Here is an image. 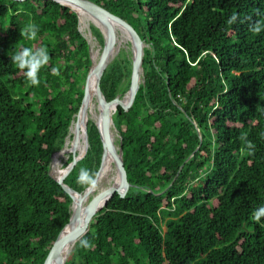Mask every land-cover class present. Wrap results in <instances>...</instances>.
I'll use <instances>...</instances> for the list:
<instances>
[{
	"label": "trees",
	"instance_id": "obj_1",
	"mask_svg": "<svg viewBox=\"0 0 264 264\" xmlns=\"http://www.w3.org/2000/svg\"><path fill=\"white\" fill-rule=\"evenodd\" d=\"M91 1L147 44L144 82L127 111L109 112L130 185L89 221L65 264H264V216L254 219L264 208V0ZM30 25L35 40L23 35ZM77 26L52 0H0V264H42L69 221L71 199L48 168L66 154L58 150L91 66ZM23 47L49 52L39 85L11 59ZM130 66L115 58L104 70L107 101L127 91ZM87 123V153L63 177L77 192L87 187L80 168L96 173L102 153Z\"/></svg>",
	"mask_w": 264,
	"mask_h": 264
},
{
	"label": "water",
	"instance_id": "obj_2",
	"mask_svg": "<svg viewBox=\"0 0 264 264\" xmlns=\"http://www.w3.org/2000/svg\"><path fill=\"white\" fill-rule=\"evenodd\" d=\"M14 1H24V0H14ZM58 4L69 8L73 11L78 19V30L82 36L86 39L88 43V53L91 60V66L86 74L85 82L83 86V96L80 101L79 107L74 118L71 120L68 127V132L64 138L62 150L66 144V140L70 132H72L71 144H70V155L72 159L63 167H60V173L55 175L51 172V159L49 163L48 173L49 175L61 186V188L68 194L71 199L69 206L70 217L68 223L61 229L58 233L53 245L49 249L42 264H65L69 255L71 254L74 244L77 241L79 234L86 227L89 221L104 207L106 206L108 200L117 193L119 196H123L127 187L130 185L127 181V174L124 168L123 156L121 142L116 144L113 140L112 134L110 132V126L113 131H117L115 128L113 117L109 115V112L117 111L118 108L127 111L134 99L135 95L139 89L140 84L144 82V71L142 67L144 49L147 44L140 38L136 30L121 17L109 12L102 6L96 4L91 0H52ZM62 2H67L69 4H64ZM78 10L86 12L89 16L96 19L100 25H94L102 35L103 44H99L94 37L91 35L90 29V39H88L79 28V15ZM113 23L119 28V32L122 33L128 40L131 48L130 57V76H129V86L126 91L127 98L123 101L119 94L110 101H107L100 89V79L104 70L107 66L115 59L116 55V41L117 34L114 29ZM92 38L97 42L99 47V54L96 60L92 57L90 41ZM95 95V98L99 104L98 118L91 122L94 123L100 142L102 145V153L100 158V164L97 170V183L100 173L106 164L107 158H110L113 165L114 172L117 176V184L108 186L101 192H99L89 203L86 204L87 197L93 192L94 189H89L86 187L82 192H77L72 189L68 184L63 181L64 175L70 172L76 163L85 157L88 147V123L85 119V113L88 109L90 96ZM199 133V131H198ZM83 142V150L80 154L75 153L76 144L80 139ZM54 153V152H53ZM51 155V158L53 156ZM191 157V155L189 156ZM188 157V158H189Z\"/></svg>",
	"mask_w": 264,
	"mask_h": 264
},
{
	"label": "clouds",
	"instance_id": "obj_3",
	"mask_svg": "<svg viewBox=\"0 0 264 264\" xmlns=\"http://www.w3.org/2000/svg\"><path fill=\"white\" fill-rule=\"evenodd\" d=\"M237 17L233 15L228 23L235 22ZM254 31L260 32L261 27L256 26ZM38 28L35 25H30L27 30L23 32V35L28 39L35 40L37 37ZM13 62L17 65L19 69L26 70L25 76L30 81L32 85H39L40 79L38 73L41 68L44 67L50 60V55L47 48L41 47L38 49H33L30 47H23L19 52L11 57ZM54 74L59 75L58 69L52 70ZM97 173L89 170L86 167H81L79 174L77 176V182L82 186H87L89 189H95L97 186ZM264 216V208L259 209L254 214V219L256 222H260V218ZM80 246L84 248L90 247L89 241L87 239H82L80 241Z\"/></svg>",
	"mask_w": 264,
	"mask_h": 264
},
{
	"label": "bare ground",
	"instance_id": "obj_4",
	"mask_svg": "<svg viewBox=\"0 0 264 264\" xmlns=\"http://www.w3.org/2000/svg\"><path fill=\"white\" fill-rule=\"evenodd\" d=\"M62 3L66 4L67 2H62ZM67 4H69V3H67ZM78 15H79L80 22L83 23V24L85 23V21H88V22H92V23H94L96 25H100L96 19L92 18L91 16H89L84 11L78 10ZM113 26H114V29L116 30V34H117V41H116L117 42L116 43V51H117V50H119L120 43L122 42V40H124V37L122 36L123 34L119 32V28L117 27V25L113 23ZM84 33H85V35L88 34L86 32H84ZM86 36L88 37V39H90V34H88ZM90 42L93 44V46H94V44H96L95 42H92V41H90ZM94 50L96 51L94 60H96L97 57H98V54H99V50L100 49H95V46H94ZM98 109H99V104H98V102H97V100L95 98V95L92 94L90 96V101H89L88 109L86 110V113H85V119H86L87 122L90 121V120L91 121L92 120L95 121L98 118ZM109 128H110V132L112 134L113 140L115 142V134H114L115 131H113V129L111 128V126ZM70 144H71V132L68 135L67 140H66V144H65L66 154L52 168V172L55 175H56V167L59 164L62 163V160H66L67 157L69 156V154L71 153V151H70ZM115 184H117V176H116V174L114 172L113 165L111 163L110 158H107L106 164H105V166L103 167V169H102V171L100 173L97 186L93 190V192L90 195V197L87 198L86 201H89L90 202V200L93 197H95L99 192H101L102 190H104L108 186L115 185Z\"/></svg>",
	"mask_w": 264,
	"mask_h": 264
},
{
	"label": "rangeland",
	"instance_id": "obj_5",
	"mask_svg": "<svg viewBox=\"0 0 264 264\" xmlns=\"http://www.w3.org/2000/svg\"><path fill=\"white\" fill-rule=\"evenodd\" d=\"M89 25H87V26H85L83 23H81L80 22V24H79V28H80V30H81V32L85 35V33L84 32H86V33H88V34H90L89 32H90V28L93 26L94 27V23H92V22H87ZM88 34H86V35H88ZM85 35V36H86ZM91 35H93V34H91ZM123 36V35H122ZM87 37V36H86ZM91 37V36H90ZM124 37V36H123ZM88 38V37H87ZM125 39L124 40H122V42L120 43V48H119V50H117L116 51V55H115V58H119V59H124V58H127L128 60H130V57H131V48H130V44H129V42H128V40H127V38L126 37H124ZM92 42H95L96 44H94V46H95V49H99V47L100 46H98V44H97V42L94 40V38H92ZM126 92H124V93H122V92H120L119 93V96H120V98H123V96H124V94H125ZM116 113V111L113 113V115ZM112 115V116H113ZM90 122H91V120H90ZM114 134H115V142H116V144H118L119 143V141H120V135H119V133H118V131L116 132H114ZM69 158V157H68ZM68 158H67V160H68ZM67 160H62V164H61V167H63L64 165H65V163L67 162ZM92 194V193H91ZM90 194V195H91ZM90 195L87 197V198H89L90 197ZM94 198V197H93ZM92 198V199H93ZM91 199V200H92ZM90 200V201H91ZM87 203H89V201H86V204ZM75 245V244H74Z\"/></svg>",
	"mask_w": 264,
	"mask_h": 264
}]
</instances>
